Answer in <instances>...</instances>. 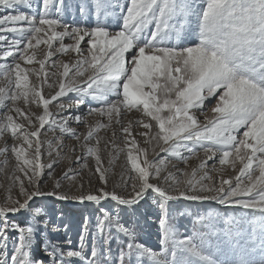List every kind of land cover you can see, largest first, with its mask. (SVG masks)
I'll return each instance as SVG.
<instances>
[{
  "label": "snow or ice",
  "instance_id": "6c2138e0",
  "mask_svg": "<svg viewBox=\"0 0 264 264\" xmlns=\"http://www.w3.org/2000/svg\"><path fill=\"white\" fill-rule=\"evenodd\" d=\"M72 7L79 19L69 22L64 15ZM0 10V60L11 61L0 63V137L13 141L15 166L8 178L18 188L16 197L9 188L0 203V264H264V0H77L75 5L0 0ZM70 53L75 54L71 61L53 59ZM45 87L53 91L45 93ZM211 100L212 115L206 116ZM84 105L89 107L81 113ZM133 111L140 118L123 125V114ZM88 116L107 123L90 124ZM72 122L86 131L77 132ZM113 122L124 134L118 152L112 141L101 148L98 135ZM134 123L143 129L137 135L147 147L133 136ZM49 131L53 138L42 139ZM68 137L76 142L69 152L81 153L75 163L84 161L86 168L87 159L94 160L102 187L85 192L81 183L77 193L62 190L61 179L74 180L79 173L70 175L69 167L58 179L53 175L58 160L42 162L45 152L59 156ZM104 151L109 164L125 154L124 194L108 190ZM8 152L7 144L0 147L4 166ZM193 158L199 160L195 166L189 163ZM216 158L221 167L212 170L220 174L219 183L208 170ZM229 168L235 175L224 178ZM46 174L50 189L43 186ZM149 197L159 209L155 247L138 242L120 213L112 214L102 203L132 208ZM181 198L243 210L224 223L243 222L247 228L235 237L231 227L204 233L196 225L207 226L211 214H197L191 234H181L169 211V202ZM64 201L99 206L94 222L83 218L75 247L71 238L49 235L50 228L60 232L50 206ZM207 235L223 237L228 258H220L219 246L212 250Z\"/></svg>",
  "mask_w": 264,
  "mask_h": 264
},
{
  "label": "rangeland",
  "instance_id": "374dc122",
  "mask_svg": "<svg viewBox=\"0 0 264 264\" xmlns=\"http://www.w3.org/2000/svg\"><path fill=\"white\" fill-rule=\"evenodd\" d=\"M33 4L35 5L37 3V0H32ZM66 3L70 5H75L77 3V0H66ZM35 10V9H33ZM2 11V10H0ZM64 18L72 22L73 19H79V14L76 11L74 7H72L67 13H65ZM112 31L117 30L115 23H113L111 29ZM9 38H11V34H9ZM65 43H72L71 40L66 39ZM87 45L86 43H82V48L86 49ZM44 50V46L41 45L38 52L40 53V56L42 57V51ZM75 58V54H69V55H61L53 57V59H59L63 61H71ZM5 62H11L0 60V63ZM22 66L24 67H37L38 65H23V62H21ZM48 67V66H46ZM49 71H56V69L48 68ZM52 79H55L54 77ZM30 80L35 81V77H30ZM53 90L48 89L45 87L44 92L50 93ZM67 99L65 98V103H67ZM215 101H206V104L208 105L205 109L206 116H211L212 113L210 111L212 105H214ZM91 106H97L95 104ZM21 107L23 105L21 104ZM89 105H84L81 107L80 112L86 113ZM53 112L56 111L55 107H52L51 109ZM2 111V110H0ZM32 111H39L35 106L32 107ZM199 115V113H198ZM204 115H199V119L201 123L204 122ZM140 118V113H136L135 111L131 113H125L122 116L121 123L123 125H127L129 121H136ZM87 120L90 124H95L97 120H102V122L107 123L106 118H101L98 116H88ZM71 127L75 128L77 132H85V127L81 125H77L75 122H72L70 124ZM133 136L138 141L139 145L141 147H147L144 144V138L137 135L138 132L143 131L142 128L139 126L133 125ZM115 133V135H113ZM52 132H45L44 135L41 137L44 140H49L53 138ZM55 135L59 136V133L57 132ZM98 135L103 138V141L101 143V148H104V145L108 141H112L116 145V151L124 146V134L121 131V125L116 124L115 122L112 123V125L107 129H102ZM13 141L10 137L7 139L0 137V147H4L5 144L9 147V152L7 153V166H4L2 163H0V203H3L5 198L9 195V188H11V195L13 197H16L18 195V188L13 186L12 180H10L8 177L12 175L14 166H15V159L11 155L10 147L12 145ZM55 143V141H53ZM75 140L72 138H64L63 144L64 149L61 151L60 155L57 156L55 153H53V156L50 158L47 153L45 152V155L42 157V162L47 165L52 162V160H58V163L55 164L53 175L56 178H61L63 176V173L71 167L72 172L70 175H75V173H79L78 176L75 177L74 180H66L61 179V185L62 190H69L71 189L72 193H77L79 191V185L83 184V191L90 192L94 191L99 187H102V185L99 182L98 175L95 174V162L91 158L87 159L88 167H82V164L84 161H81L80 163H75V157L77 155H80L79 149L75 153H70L69 149L75 144ZM45 148H47V145H45ZM158 151V149H157ZM67 156L71 157V163L69 162V159L66 158ZM103 164L105 168L109 169V182H108V190L117 191L118 193L124 194V185L122 183V177L124 180L127 179L128 176V170L125 167L126 160H125V154L119 153L118 157L113 156L112 163L109 164V154L107 151H104L101 153ZM150 158H153V153L151 150L149 151ZM161 156L164 155L163 153L160 154ZM199 158L204 159V153L201 151L199 152ZM5 159L4 155H0V162H2ZM190 165L195 166L199 163V160L196 158H193L190 162ZM171 164H175L176 168L184 169V164L177 160H172ZM171 164L169 165L170 170L173 172L176 171L175 168L171 167ZM219 169L221 166L219 165L218 158L209 161L208 162V170L210 171V174L213 176V178L219 183L220 174L218 172L213 171V168ZM190 170V169H189ZM45 172H47V168L45 169ZM224 178H229L235 175V172H233L230 168L226 169L223 172ZM155 182V181H153ZM25 184H27V181L25 180ZM119 184V187H116V185ZM43 186L50 189L52 187V180L48 177L46 174L43 177ZM105 204V207L110 209L112 211V214H116L117 212L120 213L122 222L126 223L127 226H129L131 229L134 230L138 242H141L149 247H155L158 242V217H159V209L158 207L153 204L152 198H146L145 200L141 201L138 206H133L132 208H124V206L117 207L115 205V202H102ZM97 205L92 204L90 202H85V204H79L72 201H64V202H56L54 205L50 206L51 211V219L53 221V225H56L60 228V232H52L51 228L49 230V235L53 240H60L64 241L67 238H71L72 240V247H75L78 245V232H79V225L83 222L84 217H91L93 222L95 221L96 215L98 214ZM121 208H124L123 211H121ZM169 211L171 215V222L179 229L181 234H184L186 231L188 234H191L192 226L194 221L197 219V214L203 215V216H209L211 214V217L209 220L205 222L207 226H203L200 224H197L196 227L204 233H211L213 230L217 233H221L222 231H227L229 227H231L232 235L235 237L237 234L241 231V229L247 228V224L240 223L238 225H225L224 220L228 219L230 217H237L241 215V212H237L233 209L232 206L229 205H220L216 203L215 201H186L182 198L177 201H171L169 202ZM62 213V215H61ZM19 218V217H18ZM64 225L68 226L67 235L64 233ZM113 235L115 236V232L113 231ZM206 240H210L212 244V250L215 251L216 247L219 246L221 249L220 252V258L226 259L228 258V249L227 247L221 243L220 241L223 240V237L220 236L219 238L215 235H207ZM9 247H11V242L9 243ZM67 247V245H66ZM112 252L113 256H118L119 254V247L114 239L112 241ZM39 255L42 257L43 253H39Z\"/></svg>",
  "mask_w": 264,
  "mask_h": 264
}]
</instances>
